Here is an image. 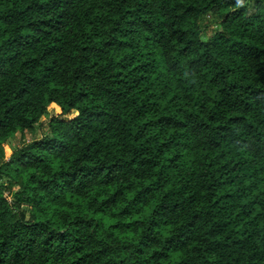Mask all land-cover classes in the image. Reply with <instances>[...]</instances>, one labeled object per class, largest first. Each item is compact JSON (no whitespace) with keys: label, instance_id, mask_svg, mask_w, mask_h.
Here are the masks:
<instances>
[{"label":"trees","instance_id":"16d2710c","mask_svg":"<svg viewBox=\"0 0 264 264\" xmlns=\"http://www.w3.org/2000/svg\"><path fill=\"white\" fill-rule=\"evenodd\" d=\"M0 264H264V0H0Z\"/></svg>","mask_w":264,"mask_h":264},{"label":"rangeland","instance_id":"374dc122","mask_svg":"<svg viewBox=\"0 0 264 264\" xmlns=\"http://www.w3.org/2000/svg\"><path fill=\"white\" fill-rule=\"evenodd\" d=\"M204 19L206 21V31L202 35L203 38L211 31V29L216 27V24L213 21V19L211 18V16H208V17H206ZM47 111H48L47 114L42 115L39 118L41 124L36 126V128H35V130L33 132H25L23 137H22L21 142L22 141H27V140H29L31 138H39L40 136H42V134L45 132L44 125L47 122L48 118L51 115L56 114V110H55L54 106H49ZM71 113H75V111H71ZM17 136H18V134H14L12 137L9 138V143H7V144L3 143L2 148H3V156H4V158H8V156H9V154L11 152V150L9 148V144L10 145H17L18 144V140L16 139ZM4 146H6L8 148L7 151H6Z\"/></svg>","mask_w":264,"mask_h":264}]
</instances>
